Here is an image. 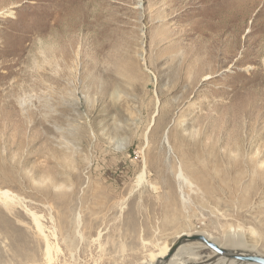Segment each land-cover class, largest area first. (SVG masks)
<instances>
[{
  "label": "rangeland",
  "instance_id": "374dc122",
  "mask_svg": "<svg viewBox=\"0 0 264 264\" xmlns=\"http://www.w3.org/2000/svg\"><path fill=\"white\" fill-rule=\"evenodd\" d=\"M0 191V264L264 255V0H0Z\"/></svg>",
  "mask_w": 264,
  "mask_h": 264
},
{
  "label": "water",
  "instance_id": "95a60500",
  "mask_svg": "<svg viewBox=\"0 0 264 264\" xmlns=\"http://www.w3.org/2000/svg\"><path fill=\"white\" fill-rule=\"evenodd\" d=\"M190 242H197L200 244L199 246L193 247L195 250L207 249L212 255L200 262L189 263L186 260L183 264H216L222 259L225 261H232L233 264H264V255L248 250L222 247L200 233L180 234L169 247L168 251L164 255L157 257L154 262L150 264H174L177 259L183 260L180 254V248Z\"/></svg>",
  "mask_w": 264,
  "mask_h": 264
},
{
  "label": "bare ground",
  "instance_id": "6f19581e",
  "mask_svg": "<svg viewBox=\"0 0 264 264\" xmlns=\"http://www.w3.org/2000/svg\"><path fill=\"white\" fill-rule=\"evenodd\" d=\"M177 176L178 177H180V176H182V173H181V171H179L178 172V174H177ZM183 180H185V179H183ZM0 197L1 198H7V200H8V197H9V195H8V192L7 191H0ZM12 198L10 197V200H11ZM4 205H6V204H4ZM9 209V208H8ZM27 211H28V213H30V215H31V219L33 220V223H34V225H35V228H36V230L39 232V233H41L43 236H44V238H45V251H46V253H47V255H48V258H50V250H51V246H50V244H49V242H48V240H47V235L45 234V231H44V225L41 223V220H40V216H38V215H36L34 212H32V211H29L28 209H26ZM15 227H14V225L12 224V222L10 221V220H8V218L7 217H4V216H1L0 217V233H2V234H4L6 237H10L11 235H12V230L14 229ZM19 230V229H18ZM15 231V230H14ZM13 231V232H14ZM19 232V231H18ZM182 234V233H181ZM3 235V236H4ZM180 235V234H179ZM178 235V236H179ZM251 235L252 236H250L249 238V240H256L257 241V238L255 237V236H253V232H251ZM17 236L18 237H23V235H21V231H20V233L19 234H17ZM178 236H176L175 238H173L171 241H169L168 243H166V244H164L163 246H161L160 248H159V250H158V252H155V253H150L149 254V258H148V264H150V263H153L154 262V260L157 258V257H159V256H162V255H164L167 251H168V249H169V247L172 245V243L174 242V240L178 237ZM251 240V241H252ZM229 242H233V244L231 245V246H234L235 244H237V242L235 241V240H233V239H231ZM228 248H230V247H228ZM21 249H23L22 247H21ZM238 250H240V249H238ZM249 251H251V250H249ZM252 252H254V251H252ZM257 253V252H256ZM258 254H260V253H258ZM262 255V254H261ZM46 256V255H45ZM51 259V258H50ZM186 260H179V259H177V260H175V262H174V264H183L184 262H185ZM48 264V263H47ZM216 264H233V262L232 261H225L224 259H222V260H220L218 263H216ZM248 264H250V263H248Z\"/></svg>",
  "mask_w": 264,
  "mask_h": 264
}]
</instances>
